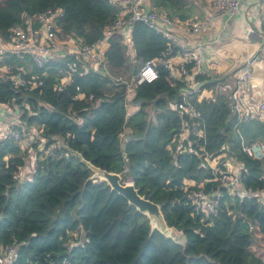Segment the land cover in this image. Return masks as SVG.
<instances>
[{
    "label": "trees",
    "instance_id": "obj_1",
    "mask_svg": "<svg viewBox=\"0 0 264 264\" xmlns=\"http://www.w3.org/2000/svg\"><path fill=\"white\" fill-rule=\"evenodd\" d=\"M150 2L180 20L195 15L191 0ZM54 8L63 10L57 22L61 31L86 44L97 41L117 15L108 0H0V35L5 37L25 17ZM132 43L133 59L141 64L166 48L160 34L141 24L133 27ZM107 60L111 70L124 67L127 57L119 36L111 39ZM57 67L63 63L53 61L44 86L29 93L15 94L0 82V104L19 108L20 122L37 127L46 145L57 147L52 156L37 153L31 180L19 183L13 174L24 166L25 155L17 142L0 140V246L18 243L12 264H264L251 249L253 230L264 236V198H231L218 182H205L213 176L203 159L195 151L181 153L173 140L183 119L172 104L180 99V82L171 85L167 70L158 66L156 81L136 86L132 102L137 110L126 117L123 85L80 72L58 93L53 90ZM44 71L33 69L40 75ZM198 79L206 89L218 82ZM77 93L93 95V100H75ZM196 97L192 101L205 121L207 152L234 158L242 187L262 190L264 158H249L240 145L241 139L264 142V125L257 120L237 123L224 95L200 102ZM149 105L156 111L152 121ZM125 128L130 139L122 144L119 135ZM77 154L131 181L140 195L160 206L167 226L181 232L184 244L152 230L147 217L106 182L91 179ZM184 180L203 182L206 193L218 192L215 216L206 219L193 211Z\"/></svg>",
    "mask_w": 264,
    "mask_h": 264
},
{
    "label": "built area",
    "instance_id": "obj_2",
    "mask_svg": "<svg viewBox=\"0 0 264 264\" xmlns=\"http://www.w3.org/2000/svg\"><path fill=\"white\" fill-rule=\"evenodd\" d=\"M242 1L205 0L202 17L180 20L155 9L150 0H108V4L117 10V15L104 27L101 37L92 44L84 43L72 33L61 31L57 24L63 16L61 8L46 9L25 17L22 24L11 26L5 37L0 35V82L7 84L15 94L40 89L44 86L45 72L40 75L34 73L32 69L46 70L53 61L63 63V67L56 68L58 83L53 86V90L58 93L65 91L80 72L81 74L98 73L111 79L107 60L111 39L119 36L125 52L133 58L135 55L132 43L133 27L141 24L160 34L166 40V48L159 57L142 63L130 79L121 76L111 79L115 85L125 87L128 110L126 117L131 116L130 109L137 110L138 105L132 102L136 86L156 81L158 66H163L168 72L167 79L171 85L176 81L182 84L178 94L180 99L172 102L175 110L183 118L181 131L173 139L180 147L179 151L181 153L195 151L213 176L205 182H218L231 198L241 200L245 197L258 196L263 199L264 188L252 191L242 187L241 170L234 158L226 156L224 152L217 155L207 152L205 121L192 101V97L197 96L196 100L200 102L199 95L205 89L204 82L198 77H205L208 81L215 80L214 77H210L212 65L215 64L213 59H209L213 56H210L207 50L211 45L202 41V35L236 15L240 11ZM194 39L197 40L195 44H193ZM175 58L179 61L174 62ZM250 74L249 68L244 69L236 77L235 89L218 79L219 93H221L219 95L225 94L224 96L228 98L237 123L257 120L264 125V98L257 99L256 93L248 92ZM73 99H85L91 102L93 95L85 96L83 93H77ZM22 126L16 121L4 123L0 119V140L8 138L17 142L24 155L35 150L40 157L54 154L57 149L55 144L47 146L43 137L35 138L37 133L27 132ZM129 133L127 128L120 133L122 144L130 139ZM35 141H38L36 149H34ZM59 144L63 146L62 142ZM185 144L186 146L183 147ZM240 146L249 158L254 160L264 158V142L247 143L241 139ZM23 159L25 160V157ZM20 169L13 174L14 181H19L21 178ZM33 172L34 169L32 174ZM203 187V182L183 181L186 199L193 211L207 219L218 212L219 194L213 191L206 193ZM17 248L16 241L0 246V264H12Z\"/></svg>",
    "mask_w": 264,
    "mask_h": 264
},
{
    "label": "crops",
    "instance_id": "obj_3",
    "mask_svg": "<svg viewBox=\"0 0 264 264\" xmlns=\"http://www.w3.org/2000/svg\"><path fill=\"white\" fill-rule=\"evenodd\" d=\"M202 3L203 0H193V4L200 7V15L193 17H202L206 5L205 0L203 6L199 5ZM202 41L211 45L207 50L209 55L213 56L209 59L215 61L210 73V77L215 78L214 81L219 79L235 89L236 77L244 69L250 68L248 92L256 93L257 99L264 98V0H243L239 12L218 24L211 31L204 33ZM196 42L197 40L194 39L193 44ZM178 61V58L174 59V62ZM251 61L253 62L249 67ZM47 70L44 71L46 77L49 74ZM214 87L203 89L199 99L213 100L214 91L218 92V95L221 94L219 93V82ZM135 110L136 108L130 109L129 114L131 115ZM0 119L4 123L16 121L25 126L18 117H15V113L10 110L9 106L3 104H0ZM25 131L38 133V128L25 126ZM34 162L32 161V164Z\"/></svg>",
    "mask_w": 264,
    "mask_h": 264
},
{
    "label": "water",
    "instance_id": "obj_4",
    "mask_svg": "<svg viewBox=\"0 0 264 264\" xmlns=\"http://www.w3.org/2000/svg\"><path fill=\"white\" fill-rule=\"evenodd\" d=\"M77 157L92 172L91 179L106 182L112 191L121 195L127 200L129 205H132L138 212L147 217L152 230L155 229L164 236L171 238L170 233L172 232V228L167 226L159 205L140 195L133 183L131 181H123L120 174L107 172L106 170L96 167L90 162L85 161L78 154Z\"/></svg>",
    "mask_w": 264,
    "mask_h": 264
},
{
    "label": "rangeland",
    "instance_id": "obj_5",
    "mask_svg": "<svg viewBox=\"0 0 264 264\" xmlns=\"http://www.w3.org/2000/svg\"><path fill=\"white\" fill-rule=\"evenodd\" d=\"M193 0H191L192 2ZM193 3V2H192ZM195 7V16H199L200 15V7L196 6L195 4H193ZM203 6L202 4H199ZM126 57L127 60L124 64V67L122 69L119 70H111V68H109V72H110V77L115 78V77H123L124 79H130V77L135 73L137 67L139 68V66L141 65V63H139L138 61L134 60L133 58H131V55L128 54L126 52ZM253 61H251L248 65L249 67L251 66ZM109 67V66H108ZM107 67V70H108ZM250 70V68H249ZM106 72V70L104 71ZM236 81V80H234ZM218 92L214 91V95H218ZM10 110L12 112L15 113V117H19V108H16L15 106H11L9 107ZM146 112L148 114V118L150 121H152V119L155 117L156 111L153 110V107L151 105H149L146 108ZM25 129V126H22ZM41 131L38 129V133L35 135V138L37 137H41ZM60 140V142L62 141L60 138H58ZM38 144V141L34 142V149H36ZM36 145V146H35ZM37 153V150H35L33 153H29L27 155H25V160H24V166L21 167L20 169V173H21V178L19 179V183H24L27 181H30L33 174H32V169L35 168V162L34 164H32V161H35V154ZM231 163V162H230ZM232 164V163H231ZM253 243L251 245V249L252 251L264 261V236L262 234H260L258 232V230L254 229L253 230ZM171 238L178 242L179 244L183 245L184 244V237L182 236L181 232H177L176 230L172 229V236Z\"/></svg>",
    "mask_w": 264,
    "mask_h": 264
},
{
    "label": "bare ground",
    "instance_id": "obj_6",
    "mask_svg": "<svg viewBox=\"0 0 264 264\" xmlns=\"http://www.w3.org/2000/svg\"><path fill=\"white\" fill-rule=\"evenodd\" d=\"M172 236V232L170 233V237Z\"/></svg>",
    "mask_w": 264,
    "mask_h": 264
}]
</instances>
